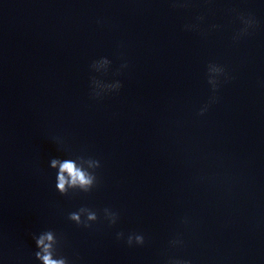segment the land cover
Masks as SVG:
<instances>
[{
	"label": "clouds",
	"instance_id": "1",
	"mask_svg": "<svg viewBox=\"0 0 264 264\" xmlns=\"http://www.w3.org/2000/svg\"><path fill=\"white\" fill-rule=\"evenodd\" d=\"M189 0H171L173 8L187 7ZM235 12V9H232ZM237 18L240 22L241 27L233 35V41L238 42L245 36L250 34V31L254 29L258 21L255 16L251 13H237ZM195 23L186 24L184 26L187 31H198L201 35H207V30L201 29V22L204 20L203 16H197ZM220 25H211L210 30L218 29ZM111 61L107 57H101L94 60L90 69L93 72H107ZM128 67L127 63H122L120 69L117 70L116 75L120 74V71ZM227 82L231 79V76L226 71L223 65L217 63H209L207 65V82L211 86L213 95L209 98L207 104L203 105L198 115L203 116L210 107L211 104L217 102L218 97L215 93L218 91L219 86L222 82ZM90 95L93 99H102L105 95L110 93L119 92L122 88V82L118 79H114L111 82L98 79L96 76L90 77ZM57 143L62 144L63 140L57 138ZM101 167V162L98 159L87 157L85 155H75L74 158H52L50 160V168L56 171V190L61 195H68L70 191L79 190L84 193L90 192L92 189L98 186L99 177L97 169ZM103 219L106 220L109 226L115 225L119 220V213L109 207L102 209ZM100 217L98 213L88 207H80L78 211H74L68 214V219L74 222L78 226L84 228H90L94 222ZM187 223V219L183 221ZM116 238L118 240H125V233L117 232ZM36 248L38 249L35 253V259L40 264H70L67 257L63 256L59 252L60 238L53 230H46L41 232L39 235H33ZM125 242L128 246L138 245L142 246L145 243V237L143 234L129 233L126 237ZM184 241L178 235L169 241L170 247H181ZM165 264H191L190 260L169 257L166 259Z\"/></svg>",
	"mask_w": 264,
	"mask_h": 264
}]
</instances>
